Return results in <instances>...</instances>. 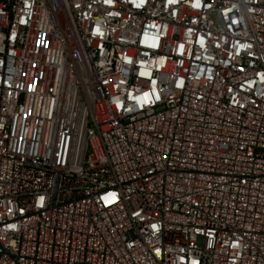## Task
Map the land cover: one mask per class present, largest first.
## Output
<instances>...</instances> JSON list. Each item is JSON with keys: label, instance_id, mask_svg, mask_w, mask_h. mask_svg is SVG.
Masks as SVG:
<instances>
[{"label": "built area", "instance_id": "built-area-1", "mask_svg": "<svg viewBox=\"0 0 264 264\" xmlns=\"http://www.w3.org/2000/svg\"><path fill=\"white\" fill-rule=\"evenodd\" d=\"M0 264H264V0H0Z\"/></svg>", "mask_w": 264, "mask_h": 264}]
</instances>
